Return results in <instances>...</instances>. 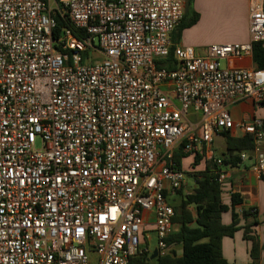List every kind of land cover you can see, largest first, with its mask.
Returning <instances> with one entry per match:
<instances>
[{
  "label": "built area",
  "instance_id": "obj_1",
  "mask_svg": "<svg viewBox=\"0 0 264 264\" xmlns=\"http://www.w3.org/2000/svg\"><path fill=\"white\" fill-rule=\"evenodd\" d=\"M249 12V44L202 55L172 44L185 0H0V264H131L153 254L148 224L170 255L174 154L208 152L221 186L218 136L252 135L264 180V122L226 109L264 103V69L221 66L264 43V0ZM59 16L80 37L55 41Z\"/></svg>",
  "mask_w": 264,
  "mask_h": 264
},
{
  "label": "crops",
  "instance_id": "obj_2",
  "mask_svg": "<svg viewBox=\"0 0 264 264\" xmlns=\"http://www.w3.org/2000/svg\"><path fill=\"white\" fill-rule=\"evenodd\" d=\"M250 3L251 0H185L184 18L172 33L173 47H192L197 53L203 55L207 48L213 45L249 44L251 41ZM187 24L190 25L187 26ZM229 66L244 69L256 67L253 58L226 61V67ZM226 109L235 122L251 121L254 118L264 122V103L255 104L251 100L232 101ZM197 119L199 116L194 115L193 120ZM233 135L242 137L244 133L237 131ZM219 140L221 144H218ZM226 150L224 136L215 137L212 143L213 156L224 159ZM248 154L249 160L233 167L227 165V178L221 185V196L225 205L230 206L233 195H238L242 201L236 207V211L241 215L240 230L233 238H225L222 242L223 256L229 264H252L250 256L252 242L245 239L243 230L246 226L251 227L249 236L255 238L260 248L257 264H264V180L253 171L254 157L252 153ZM201 158L203 160H200L198 164H195L196 156L188 155L182 160V170L186 173L187 179L184 188L171 199L173 207L180 204L182 196L193 192L196 185L194 173L204 170L206 164L212 165L208 160V152L204 151ZM190 180L193 181L192 186L189 183ZM177 199L180 201L177 202ZM191 209L193 211V208ZM244 211L249 212L247 217H243ZM222 222L224 225L232 223L230 211L223 214ZM148 227L153 229L151 224H148L146 229ZM179 228V224L174 222V231L177 232ZM171 249L178 257L182 255L181 247H171Z\"/></svg>",
  "mask_w": 264,
  "mask_h": 264
},
{
  "label": "trees",
  "instance_id": "obj_3",
  "mask_svg": "<svg viewBox=\"0 0 264 264\" xmlns=\"http://www.w3.org/2000/svg\"><path fill=\"white\" fill-rule=\"evenodd\" d=\"M191 24V23H190ZM190 24H187L190 25ZM70 28L80 37L79 33L71 26L69 19L58 17L56 28L53 30V39L59 40L64 29ZM169 60H173L172 53ZM253 60L256 67L264 69V43H256L253 47ZM227 150L224 154V164L228 166H237L240 163V154L252 153L254 148V137L244 135L235 137L233 134H225ZM179 149L174 154V162L181 170V162L186 158ZM203 154L196 156L195 164L203 160ZM213 165L206 164L201 172L194 173L195 188L193 192L182 196L179 205L174 207V222L178 223L180 228L174 232L167 240L170 247H181L182 255L178 257L176 252L171 249L170 255L158 257L151 260L144 256L132 261L131 264H229L223 256L222 242L225 238H233L239 229L240 213L236 207L242 203L238 195L231 197L230 206L222 201L221 186L216 181ZM193 208V211L192 209ZM232 213V223L224 225L222 222L223 214ZM253 213L255 211H252ZM243 217H247L249 212H242ZM250 226H246L245 239L251 240L252 249L250 256L252 264H257L260 248L254 237L249 236Z\"/></svg>",
  "mask_w": 264,
  "mask_h": 264
},
{
  "label": "rangeland",
  "instance_id": "obj_4",
  "mask_svg": "<svg viewBox=\"0 0 264 264\" xmlns=\"http://www.w3.org/2000/svg\"><path fill=\"white\" fill-rule=\"evenodd\" d=\"M100 61H101V59H97V60L95 61V63H98V62H100ZM221 66H222V68H226V62H222V63H221ZM218 144H221V140H219V143H218ZM189 183H190V185L192 186L193 181L190 180ZM177 200H178L177 202L180 201V199H177ZM146 231H147V232H150L149 235H150V237H151V241H150V243H149V247H150V249H153V250H154V249L157 247V237H156V235H155L153 229H151V227H148V228L146 229Z\"/></svg>",
  "mask_w": 264,
  "mask_h": 264
},
{
  "label": "water",
  "instance_id": "obj_5",
  "mask_svg": "<svg viewBox=\"0 0 264 264\" xmlns=\"http://www.w3.org/2000/svg\"><path fill=\"white\" fill-rule=\"evenodd\" d=\"M157 258H158V250L155 249V250L153 251V254H152V256L150 257V259H151V260H155V259H157Z\"/></svg>",
  "mask_w": 264,
  "mask_h": 264
}]
</instances>
